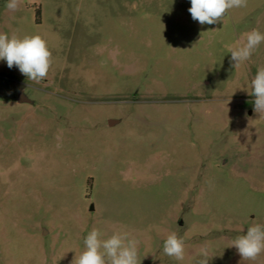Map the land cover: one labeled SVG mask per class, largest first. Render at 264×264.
<instances>
[{
	"label": "rangeland",
	"instance_id": "374dc122",
	"mask_svg": "<svg viewBox=\"0 0 264 264\" xmlns=\"http://www.w3.org/2000/svg\"><path fill=\"white\" fill-rule=\"evenodd\" d=\"M6 4L0 33L41 35L53 62L37 84L0 60V264H72L93 228L138 239L140 264H198L204 246L208 264H264L231 246L264 225V43L236 69L225 47L264 33V0L213 25L190 0Z\"/></svg>",
	"mask_w": 264,
	"mask_h": 264
},
{
	"label": "clouds",
	"instance_id": "9594fccd",
	"mask_svg": "<svg viewBox=\"0 0 264 264\" xmlns=\"http://www.w3.org/2000/svg\"><path fill=\"white\" fill-rule=\"evenodd\" d=\"M190 3L188 11L192 19L201 25L220 23L230 10L248 6V0H190ZM20 5L21 0H7L6 8L15 12ZM261 43H264V33L252 29L233 44L225 45L231 53L233 67L239 68L249 61ZM0 60L6 61L9 68L17 67L21 74L37 84L47 78L53 62L48 43L39 34L19 37L0 33ZM250 86L249 94L255 97L254 110L264 115V67L257 70ZM102 237L103 233L96 228L88 232L84 239V251L74 258L72 264H140L138 239L127 232H116L106 239ZM231 246L237 249L243 260L255 261L264 254V225L257 223L248 227L246 234L232 240ZM185 248L184 239L176 232L167 234L164 239V254L178 262L184 261ZM199 255L202 258L198 264H208L207 246L200 248Z\"/></svg>",
	"mask_w": 264,
	"mask_h": 264
},
{
	"label": "water",
	"instance_id": "95a60500",
	"mask_svg": "<svg viewBox=\"0 0 264 264\" xmlns=\"http://www.w3.org/2000/svg\"><path fill=\"white\" fill-rule=\"evenodd\" d=\"M18 101L20 103H31V101L28 98H26V96L24 95L22 91L19 93Z\"/></svg>",
	"mask_w": 264,
	"mask_h": 264
}]
</instances>
